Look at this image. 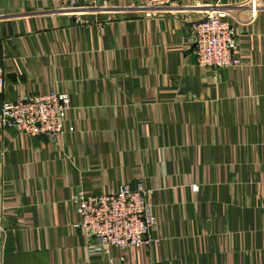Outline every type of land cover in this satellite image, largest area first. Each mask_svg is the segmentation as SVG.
Instances as JSON below:
<instances>
[{
	"label": "crops",
	"instance_id": "obj_1",
	"mask_svg": "<svg viewBox=\"0 0 264 264\" xmlns=\"http://www.w3.org/2000/svg\"><path fill=\"white\" fill-rule=\"evenodd\" d=\"M238 1L172 0L146 17L137 0L59 13L0 0V106L52 89L72 104L58 142L0 126V264H107L72 229L70 197L139 180L157 242L117 264H264V0L235 17L238 67L196 65L189 41L209 5Z\"/></svg>",
	"mask_w": 264,
	"mask_h": 264
},
{
	"label": "built area",
	"instance_id": "obj_2",
	"mask_svg": "<svg viewBox=\"0 0 264 264\" xmlns=\"http://www.w3.org/2000/svg\"><path fill=\"white\" fill-rule=\"evenodd\" d=\"M53 13L75 7L78 0H44ZM89 10L95 0H84ZM146 17L170 12L172 0H137ZM263 8L260 0H241L227 6L209 5L205 17L189 26V41L194 45L195 63L217 71L241 64L235 17L247 15L254 19ZM5 69L0 66V91L5 84ZM72 109L69 93L49 90L14 101H3L0 106V126L12 128L27 137L46 136L58 142L63 139L68 113ZM196 192L197 184L191 185ZM152 189L139 180L135 187L123 183L115 191L86 194L82 190L70 197L77 219L71 227L86 238V251L107 264L126 262L125 251L151 245L150 231L156 219L151 201ZM113 249L120 254L115 256Z\"/></svg>",
	"mask_w": 264,
	"mask_h": 264
},
{
	"label": "water",
	"instance_id": "obj_3",
	"mask_svg": "<svg viewBox=\"0 0 264 264\" xmlns=\"http://www.w3.org/2000/svg\"><path fill=\"white\" fill-rule=\"evenodd\" d=\"M194 47V45H192V48Z\"/></svg>",
	"mask_w": 264,
	"mask_h": 264
}]
</instances>
